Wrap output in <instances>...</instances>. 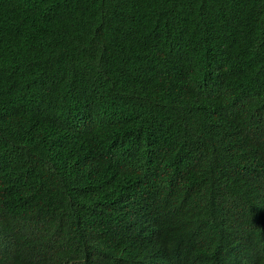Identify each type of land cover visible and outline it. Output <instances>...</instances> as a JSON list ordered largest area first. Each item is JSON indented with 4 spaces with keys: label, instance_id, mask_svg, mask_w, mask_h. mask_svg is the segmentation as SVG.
<instances>
[{
    "label": "trees",
    "instance_id": "trees-1",
    "mask_svg": "<svg viewBox=\"0 0 264 264\" xmlns=\"http://www.w3.org/2000/svg\"><path fill=\"white\" fill-rule=\"evenodd\" d=\"M150 217L264 264V0H0V264H132Z\"/></svg>",
    "mask_w": 264,
    "mask_h": 264
},
{
    "label": "clouds",
    "instance_id": "clouds-1",
    "mask_svg": "<svg viewBox=\"0 0 264 264\" xmlns=\"http://www.w3.org/2000/svg\"><path fill=\"white\" fill-rule=\"evenodd\" d=\"M241 174L248 181L247 171L244 170ZM261 223L258 229H256V236L257 243L264 245V221ZM161 225L162 222L159 218L150 217L144 227L140 229V232L131 243L130 254L132 264H166L162 261L165 248L160 241Z\"/></svg>",
    "mask_w": 264,
    "mask_h": 264
}]
</instances>
